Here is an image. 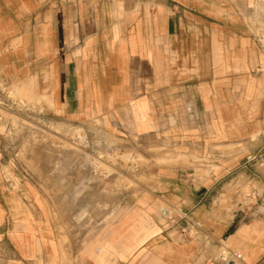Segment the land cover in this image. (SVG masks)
I'll return each instance as SVG.
<instances>
[{
	"label": "crops",
	"instance_id": "0c3cea01",
	"mask_svg": "<svg viewBox=\"0 0 264 264\" xmlns=\"http://www.w3.org/2000/svg\"><path fill=\"white\" fill-rule=\"evenodd\" d=\"M263 12L264 0H0V85L34 87L63 132L91 125L111 149L158 150L152 180L67 246L39 185L7 183L0 139V264H264V45L251 24Z\"/></svg>",
	"mask_w": 264,
	"mask_h": 264
},
{
	"label": "rangeland",
	"instance_id": "374dc122",
	"mask_svg": "<svg viewBox=\"0 0 264 264\" xmlns=\"http://www.w3.org/2000/svg\"><path fill=\"white\" fill-rule=\"evenodd\" d=\"M256 19L251 24L264 45V12ZM46 105L32 86L0 85L3 172L10 186H19L20 180L37 183L49 196L52 217L65 245L84 244L126 193L140 191L152 180L149 156L158 150L121 141L111 149L109 139L91 125H74L63 132L47 116ZM35 163L37 171L54 174L59 181L36 180V167H31ZM236 185L245 196L256 188ZM221 253L227 257L225 249Z\"/></svg>",
	"mask_w": 264,
	"mask_h": 264
},
{
	"label": "built area",
	"instance_id": "2783aa9c",
	"mask_svg": "<svg viewBox=\"0 0 264 264\" xmlns=\"http://www.w3.org/2000/svg\"><path fill=\"white\" fill-rule=\"evenodd\" d=\"M183 232V234L186 236V237H188V238H190L191 236L189 235V233H187L185 230L184 231H182Z\"/></svg>",
	"mask_w": 264,
	"mask_h": 264
}]
</instances>
